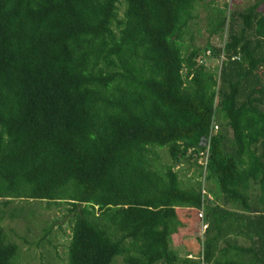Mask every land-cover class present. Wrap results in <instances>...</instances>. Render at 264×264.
<instances>
[{
	"label": "trees",
	"instance_id": "obj_1",
	"mask_svg": "<svg viewBox=\"0 0 264 264\" xmlns=\"http://www.w3.org/2000/svg\"><path fill=\"white\" fill-rule=\"evenodd\" d=\"M201 1L0 0V198L68 206L67 264H264V0L206 11L216 81L184 42ZM214 107L231 152L207 141ZM206 147L197 176L229 209L150 159ZM176 209L204 213L193 262L168 243ZM15 251L0 230V264Z\"/></svg>",
	"mask_w": 264,
	"mask_h": 264
},
{
	"label": "rangeland",
	"instance_id": "obj_2",
	"mask_svg": "<svg viewBox=\"0 0 264 264\" xmlns=\"http://www.w3.org/2000/svg\"><path fill=\"white\" fill-rule=\"evenodd\" d=\"M121 1V0H120ZM209 0H202L196 8L197 19L195 25L190 26L188 35L184 38L185 44L189 45L187 38L192 37L191 44L200 49V63L206 67L216 81L219 60L208 57L203 47L206 42L218 47L221 41L217 37L207 38L205 33V15L210 6L222 7L226 3L227 11L244 10L256 6L255 10L260 12L263 5L260 0H215V4H208ZM208 5V6H207ZM123 7L118 6V16L122 14ZM216 104V101H215ZM214 124L216 133L222 137L223 150L231 152L233 148L231 132L227 120L223 114L214 107ZM215 133V134H216ZM158 149V150H157ZM154 149L150 159L160 168L172 165V170L177 173L180 187L186 189L195 184L200 186L203 196L220 206L230 208L221 197L215 179L206 178L205 173H199L198 166L203 164L199 156L180 158L174 163L168 159L165 149ZM174 163V164H172ZM199 166V167H200ZM200 191V192H201ZM252 197L257 193L256 186L251 188ZM4 204H6L4 206ZM69 207L59 203H45L43 201L10 200L5 202L0 198V230L3 244H12L16 251L12 259L13 264H67L68 244L70 237L71 215L67 213ZM197 211L180 209L176 212L174 219L168 224V243L177 257H184L190 253L194 258L201 251L202 233L204 231V213L200 218ZM44 233H46L44 235ZM174 246V247H173ZM187 259V258H186ZM110 264H124L122 256H116Z\"/></svg>",
	"mask_w": 264,
	"mask_h": 264
},
{
	"label": "built area",
	"instance_id": "obj_3",
	"mask_svg": "<svg viewBox=\"0 0 264 264\" xmlns=\"http://www.w3.org/2000/svg\"><path fill=\"white\" fill-rule=\"evenodd\" d=\"M199 63H200V61H198ZM214 105H215V103H214ZM214 117L212 118V121H211V123H210V129H209V134H208V139H207V141L209 140V137H211V136H213V135H215V133H216V131L215 130H217V127L215 126V124H214ZM206 155H207V147H206V149L202 152V153H200L198 156L201 158V160L203 159V164L201 165V167L204 169V166H205V161H206ZM201 194H203V191H201ZM197 217L198 218H200V212H201V214H202V209H199V210H197ZM204 227V229H205V226H203Z\"/></svg>",
	"mask_w": 264,
	"mask_h": 264
},
{
	"label": "crops",
	"instance_id": "obj_4",
	"mask_svg": "<svg viewBox=\"0 0 264 264\" xmlns=\"http://www.w3.org/2000/svg\"><path fill=\"white\" fill-rule=\"evenodd\" d=\"M180 209H176V212H178ZM186 210V209H185ZM174 247V246H173ZM187 258V259H186ZM177 259L179 260H186V261H189V262H193L195 261L196 258H194L193 256H191L190 253H185V256L184 257H177ZM193 264V263H192Z\"/></svg>",
	"mask_w": 264,
	"mask_h": 264
}]
</instances>
